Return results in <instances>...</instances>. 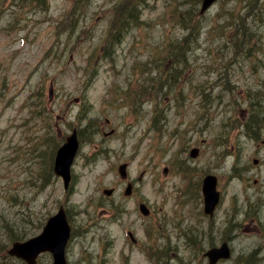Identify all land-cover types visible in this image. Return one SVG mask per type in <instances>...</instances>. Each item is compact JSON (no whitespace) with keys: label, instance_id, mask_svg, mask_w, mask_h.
<instances>
[{"label":"rangeland","instance_id":"rangeland-1","mask_svg":"<svg viewBox=\"0 0 264 264\" xmlns=\"http://www.w3.org/2000/svg\"><path fill=\"white\" fill-rule=\"evenodd\" d=\"M117 1L51 0L35 13L0 0V264H25L5 255L8 235L39 234L61 205L68 264H209L206 251L224 241L232 257L218 264H264V0H218L163 90L152 89L161 48L182 39L175 15L191 2L149 0L143 28L107 52ZM243 21L252 40L237 51ZM253 102L259 137L246 130ZM74 128L86 129L66 191L47 169ZM209 173L222 191L213 218Z\"/></svg>","mask_w":264,"mask_h":264},{"label":"trees","instance_id":"trees-1","mask_svg":"<svg viewBox=\"0 0 264 264\" xmlns=\"http://www.w3.org/2000/svg\"><path fill=\"white\" fill-rule=\"evenodd\" d=\"M9 1L13 4L20 5L21 7H25L27 11H34L41 12L47 11L50 8L51 0H4ZM83 0H77L76 3H80ZM202 0H189L191 2L187 9L184 11L177 13L175 15L176 22L181 25L185 34L183 35L182 39H175L170 41L165 47L161 48V63L159 72V80H153L152 89L154 90H163L165 86L169 85V80L171 77L174 76V72H179L178 64L181 63L182 60H187V43H191L192 41H198L201 35V17L202 15L199 12V5ZM258 0H250L249 5L250 7H254ZM150 2L149 0H118L115 5L111 7V15H110V28L108 32V36L105 40V47L107 52H111L115 45H120L123 39L132 32L134 29L141 30L143 26L146 24V20L144 19V12L149 7ZM72 20L75 22H79V18L73 15ZM242 31H237L234 35L236 38L237 44V51L244 50L245 46H248L250 40H252V33L249 32L246 23L242 22ZM244 47V48H243ZM243 48V49H242ZM250 51V48L248 49ZM105 51V50H104ZM90 80V79H89ZM174 84V83H173ZM171 84L168 88L167 92H171V88L173 86ZM146 85H144V88ZM144 90H137L133 93L134 96H140ZM258 104L252 103V109L250 111V115L248 117L249 122L247 125V133L250 135L260 136L259 134V110ZM157 113V111H156ZM155 113V114H156ZM257 113V115H256ZM158 121L156 116L154 115L153 122ZM89 128V126L87 125ZM86 127V128H87ZM85 128V129H86ZM82 131V136L85 133ZM53 158L46 164L47 172L50 174L54 173L53 168ZM29 236L28 231L26 230L22 234H17L12 231L8 235V242L10 244L17 240H24ZM209 241H211L209 239ZM5 255H8V249H4ZM163 262V263H162ZM161 264H167L168 261H162ZM255 261L248 262L247 264H254Z\"/></svg>","mask_w":264,"mask_h":264},{"label":"water","instance_id":"water-1","mask_svg":"<svg viewBox=\"0 0 264 264\" xmlns=\"http://www.w3.org/2000/svg\"><path fill=\"white\" fill-rule=\"evenodd\" d=\"M217 0H203L201 13L206 12ZM80 147L78 138V131L74 129L72 134L67 137L66 142L58 149L54 170L55 173L61 176L65 183V188L70 186L72 174L71 167ZM199 153L198 148H194L191 152L193 156ZM258 162L257 159L254 160ZM120 172L125 177L127 176V164L120 166ZM132 185L129 184L126 193H130ZM104 192L111 195L113 189H105ZM203 194L205 203V212L211 216L214 215L215 210L221 200V192L218 189V177L214 174H208L203 182ZM145 214L149 213L146 205L141 206ZM71 236V226L68 221L67 212L62 205L59 211L51 216L43 231L29 238L25 241L14 242L9 253L24 259L28 264H42L38 263V256L45 251H51L54 256L53 264H68L66 259V246ZM206 255L209 257L210 264H217L222 258H230L231 249L227 241L223 242L221 246L210 248Z\"/></svg>","mask_w":264,"mask_h":264}]
</instances>
